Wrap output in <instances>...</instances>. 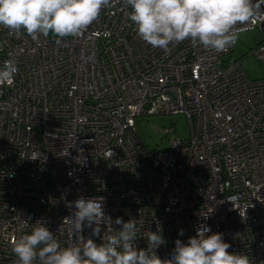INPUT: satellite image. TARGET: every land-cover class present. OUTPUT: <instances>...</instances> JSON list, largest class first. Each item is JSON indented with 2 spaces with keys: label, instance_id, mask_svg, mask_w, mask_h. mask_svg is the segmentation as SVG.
<instances>
[{
  "label": "built area",
  "instance_id": "obj_1",
  "mask_svg": "<svg viewBox=\"0 0 264 264\" xmlns=\"http://www.w3.org/2000/svg\"><path fill=\"white\" fill-rule=\"evenodd\" d=\"M253 2L261 15L239 34H264V3ZM130 10L112 0L80 36L59 43L0 27V67H18L14 82L0 85V264H16L11 241L37 221L61 247L73 244L65 218L81 197L101 198L111 218L99 236L85 226L84 238L98 244L121 230L117 217L135 220L136 246L146 248L159 228L165 243L156 251L167 259L177 239L187 243L205 224L230 253L264 264V78L228 58L236 43L223 52L189 40L168 52L152 47ZM251 55L264 64V39ZM152 114L184 116L188 138L148 149L137 118Z\"/></svg>",
  "mask_w": 264,
  "mask_h": 264
},
{
  "label": "clouds",
  "instance_id": "obj_2",
  "mask_svg": "<svg viewBox=\"0 0 264 264\" xmlns=\"http://www.w3.org/2000/svg\"><path fill=\"white\" fill-rule=\"evenodd\" d=\"M130 7L129 19L144 42L165 52L170 44L189 40L193 46L202 45L216 52L226 51L239 36L238 25H245L260 17L261 4L253 0H122ZM112 0H0V27L9 34L26 33L33 41L41 36H80L99 19ZM18 67L13 60H5L0 67V85L14 82ZM76 211L65 221L70 225L76 240L61 247L44 222L37 221L30 233L13 238L11 250L16 264H251L246 254L230 253L229 243L222 233H213L201 224L196 235L187 243L177 239L170 258L162 259L157 249L165 243L161 229L149 232L147 247L135 244V220L117 217L122 225L116 234L106 235L104 243L85 239V226L92 235L99 236L101 222L111 224L105 217L101 198H78L70 202ZM87 221V225H85ZM27 220L24 221L27 224ZM95 222V227H93ZM183 235V230L179 232Z\"/></svg>",
  "mask_w": 264,
  "mask_h": 264
},
{
  "label": "rangeland",
  "instance_id": "obj_3",
  "mask_svg": "<svg viewBox=\"0 0 264 264\" xmlns=\"http://www.w3.org/2000/svg\"><path fill=\"white\" fill-rule=\"evenodd\" d=\"M264 3V0H260ZM264 39V34L259 29L239 34L233 52L228 56L231 60H241L242 67L251 79L264 78V64L257 60L251 51ZM174 132L169 136L162 131L169 127ZM157 129L161 132L158 133ZM137 130L139 138L148 149H164L168 139L172 137L188 138L189 126L184 116L169 114H152L137 118Z\"/></svg>",
  "mask_w": 264,
  "mask_h": 264
},
{
  "label": "trees",
  "instance_id": "obj_4",
  "mask_svg": "<svg viewBox=\"0 0 264 264\" xmlns=\"http://www.w3.org/2000/svg\"><path fill=\"white\" fill-rule=\"evenodd\" d=\"M49 37H50V38H54V36H52V35H49Z\"/></svg>",
  "mask_w": 264,
  "mask_h": 264
}]
</instances>
